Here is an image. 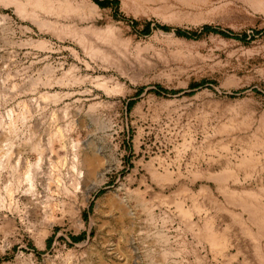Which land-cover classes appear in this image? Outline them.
<instances>
[{"label":"rangeland","instance_id":"1","mask_svg":"<svg viewBox=\"0 0 264 264\" xmlns=\"http://www.w3.org/2000/svg\"><path fill=\"white\" fill-rule=\"evenodd\" d=\"M106 2L0 0V264H264V0Z\"/></svg>","mask_w":264,"mask_h":264},{"label":"trees","instance_id":"2","mask_svg":"<svg viewBox=\"0 0 264 264\" xmlns=\"http://www.w3.org/2000/svg\"><path fill=\"white\" fill-rule=\"evenodd\" d=\"M97 1V3L102 6V7H107L110 5L109 2H106V0H95ZM114 3H117V0H113ZM162 29L164 31H170L171 29L169 27H162ZM203 32H206V33H217V34H221L223 35L224 37H227V38H234V39H237V40H241L243 39L241 36L239 35H234V34H230V33H226V32H220L219 30L215 29V28H212V27H205L203 29ZM176 34L179 35V36H182V37H189V34L188 32H185V31H181V30H177L176 31Z\"/></svg>","mask_w":264,"mask_h":264},{"label":"bare ground","instance_id":"3","mask_svg":"<svg viewBox=\"0 0 264 264\" xmlns=\"http://www.w3.org/2000/svg\"><path fill=\"white\" fill-rule=\"evenodd\" d=\"M26 114V113H25ZM21 119H22V116H21ZM23 120H25V118L23 117ZM12 123V122H11ZM14 123V122H13ZM11 125V124H10ZM14 125V124H13ZM16 130V129H15ZM38 148V147H37ZM36 149V148H35ZM77 153V152H76ZM9 155V154H8ZM8 155H7V157H8ZM78 155H79V153H78ZM74 157V156H73ZM82 157V156H81ZM91 157V156H90ZM75 158V157H74ZM83 158V157H82ZM73 160V159H72ZM83 160V159H82ZM9 161V160H8ZM77 161H78V159H77ZM79 161H80V159H79ZM5 162V161H4ZM3 161H0V168H2V167H4L5 166V163H4ZM82 162V161H81ZM80 162V163H81ZM97 162V161H96ZM83 163V162H82ZM95 163V162H94ZM9 164V163H8ZM96 164V163H95ZM76 165V164H75ZM80 165V164H79ZM83 166H84V164H82ZM82 167V166H81ZM86 167H87V165H86ZM95 167V166H94ZM77 168V167H76ZM87 168H89V167H87ZM4 169H5V167H4ZM7 169V168H6ZM89 169H91V168H89ZM94 169V168H93ZM92 169V170H93ZM79 170V169H78ZM13 171H14V169H13ZM74 171V170H73ZM94 171V170H93ZM2 172V171H1ZM77 173V172H76ZM87 173V172H86ZM75 174V173H74ZM78 174V173H77ZM28 175H31V172H30V174H28ZM81 176V175H80ZM83 176V175H82ZM82 178V177H81ZM34 178L32 179L31 178V176L30 177H28V181H29V183H30V189L29 190H31V192L33 193V195H35V193H36V188H35V186H34ZM77 181V180H76ZM78 182H80V181H78ZM19 185V184H18ZM10 189V188H9ZM7 190V189H6ZM10 194H12V191H8ZM10 194H8V195H10ZM3 203V202H2ZM10 204V203H9ZM12 204V203H11ZM14 205V204H13ZM260 211V210H259ZM264 228V227H263ZM263 235V234H262Z\"/></svg>","mask_w":264,"mask_h":264}]
</instances>
